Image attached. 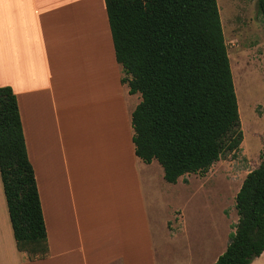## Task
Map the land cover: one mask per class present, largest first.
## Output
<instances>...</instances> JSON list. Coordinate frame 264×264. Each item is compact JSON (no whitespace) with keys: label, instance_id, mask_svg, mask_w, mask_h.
I'll list each match as a JSON object with an SVG mask.
<instances>
[{"label":"crops","instance_id":"0c3cea01","mask_svg":"<svg viewBox=\"0 0 264 264\" xmlns=\"http://www.w3.org/2000/svg\"><path fill=\"white\" fill-rule=\"evenodd\" d=\"M90 1L0 0V87L16 98L48 245L42 260L17 251L0 177V264H213L229 228L193 229L178 209L165 223L163 170L131 141L140 95L121 83L104 0Z\"/></svg>","mask_w":264,"mask_h":264},{"label":"trees","instance_id":"16d2710c","mask_svg":"<svg viewBox=\"0 0 264 264\" xmlns=\"http://www.w3.org/2000/svg\"><path fill=\"white\" fill-rule=\"evenodd\" d=\"M114 55L130 95L135 156L155 160L175 184L204 176L242 141L237 101L216 0H104ZM264 22V0H256ZM259 166L235 195L237 222L213 264H250L264 251V133ZM0 177L18 252L48 255L33 169L15 95L0 87ZM184 181V180H183Z\"/></svg>","mask_w":264,"mask_h":264},{"label":"rangeland","instance_id":"374dc122","mask_svg":"<svg viewBox=\"0 0 264 264\" xmlns=\"http://www.w3.org/2000/svg\"><path fill=\"white\" fill-rule=\"evenodd\" d=\"M216 2L230 69L231 64L233 66L231 75L242 132L241 144L234 155L227 154L213 163L204 176L186 175L182 183L173 185L166 182L163 185L159 178H154L164 197L162 216L165 223L171 216V209H178L191 228L212 229L221 234L227 228L231 232L237 222L235 195L246 175L259 166L263 152L264 22L257 12L256 0ZM91 3L94 9L99 5L102 9L101 0ZM87 8L76 10L77 16L90 14ZM96 16L97 13L93 18ZM104 110L98 117H104Z\"/></svg>","mask_w":264,"mask_h":264},{"label":"bare ground","instance_id":"6f19581e","mask_svg":"<svg viewBox=\"0 0 264 264\" xmlns=\"http://www.w3.org/2000/svg\"><path fill=\"white\" fill-rule=\"evenodd\" d=\"M232 68H233V66H232V64H231V69H230V71L232 72ZM238 71V70H237ZM239 115V114H238Z\"/></svg>","mask_w":264,"mask_h":264}]
</instances>
